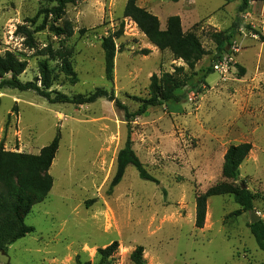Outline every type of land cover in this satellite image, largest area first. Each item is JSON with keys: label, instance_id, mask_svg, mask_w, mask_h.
<instances>
[{"label": "rangeland", "instance_id": "1", "mask_svg": "<svg viewBox=\"0 0 264 264\" xmlns=\"http://www.w3.org/2000/svg\"><path fill=\"white\" fill-rule=\"evenodd\" d=\"M126 2L67 5L55 24L70 27L67 37L49 31L52 17L41 29L43 10L55 4L0 0V53L26 61L22 82L38 78V65L46 61L56 76L52 91L69 97L97 88L113 91L135 112L139 100L148 97L153 75L182 68L188 78L178 92L184 96L180 103L150 107L130 123L123 110L103 98L82 106L50 104L33 91L0 89L5 151L38 155L60 134L48 170L52 188L25 219L34 231L0 252V264H98V251L114 242L118 247L108 264H133L130 255L137 247L145 264H264V252L248 228L251 212L264 223V0H250L244 12L238 0H137L157 17L161 30L169 17L178 16L182 31L196 35L205 55L193 69L150 44L123 17ZM20 26L31 33L34 48L18 33ZM214 33L226 39L225 51L217 50ZM107 36L114 37L116 48L111 81L105 78L101 48ZM229 52L235 64L217 73L213 62ZM128 132L135 155L157 182L143 181L127 167L110 189ZM241 143H249L251 151L237 181L225 180L224 154ZM222 182L244 185L254 197L253 210L232 216L239 208L232 196H213L207 199L203 227L196 228L195 196Z\"/></svg>", "mask_w": 264, "mask_h": 264}, {"label": "trees", "instance_id": "2", "mask_svg": "<svg viewBox=\"0 0 264 264\" xmlns=\"http://www.w3.org/2000/svg\"><path fill=\"white\" fill-rule=\"evenodd\" d=\"M55 4L52 8L43 10L44 22L41 29L46 26V19L52 17L49 24V31L55 35L72 34L69 26L59 27L55 25L64 15L67 5L75 4L77 0H44ZM177 2L179 0H172ZM240 1L239 12H244L250 0ZM137 0H127L123 17L130 19L138 30L146 37L150 44L160 51L168 49L176 59L182 60L189 69H193L195 64L205 55L198 38L193 32H183L178 16H171L166 21L165 30L160 29L159 21L143 8L136 5ZM36 17L32 20L35 22ZM18 33L25 35L28 48H34V39L25 26L18 27ZM218 51H225L222 34H212ZM114 37L107 36L101 41V48L104 54L105 78L112 80L114 58L116 48ZM26 61L19 59L11 52L0 53V89H13L20 92L33 91L44 98L50 104H71L82 106L92 104L99 99H106L114 102L115 106L124 111L125 121L132 122L136 117L142 116L150 107H158L163 104L180 103L184 96L179 95V91L185 87L188 80L182 68H176L173 73H163L161 76L153 75L150 78L148 87V97L139 100L140 106L135 112H129L127 108L119 102L113 91H106L101 88L95 89L87 95H77L73 97L51 90L56 76L49 68L46 61L38 65L39 77L34 81L22 82L19 77L25 71ZM75 80V74L66 70ZM241 74L244 71L239 68ZM212 73L209 68L206 76ZM39 82V86L37 85ZM15 110V109H14ZM60 141L59 131L51 142L43 147L38 155L9 152L3 149L0 143V252L5 253L8 246L19 239L31 234L34 228L25 224V219L31 212L33 206L42 203L52 188V178L48 170L58 151ZM249 143L231 145L226 150L223 157L221 174L225 180L236 182L239 176V168L251 151ZM127 167L136 170L138 177L147 182L155 183L157 180L150 175L140 162L132 149L129 132L127 133L123 147L116 156V169L110 182L109 188L117 186L122 180ZM241 185H231L227 182L217 183L208 188L205 192L195 196V227L202 228L206 216L207 199L213 196L231 195L238 205V210L232 216H239L253 210V195ZM250 234L259 250L264 252V223L259 220L248 225ZM117 243L100 249L98 264H108L107 260L117 250ZM133 264H145L142 247H137L130 255Z\"/></svg>", "mask_w": 264, "mask_h": 264}, {"label": "built area", "instance_id": "3", "mask_svg": "<svg viewBox=\"0 0 264 264\" xmlns=\"http://www.w3.org/2000/svg\"><path fill=\"white\" fill-rule=\"evenodd\" d=\"M232 53H237V48L231 49ZM229 52V54L224 56H219L215 62H213V69L220 74H225L229 71V69L235 64V60L233 55Z\"/></svg>", "mask_w": 264, "mask_h": 264}, {"label": "water", "instance_id": "4", "mask_svg": "<svg viewBox=\"0 0 264 264\" xmlns=\"http://www.w3.org/2000/svg\"><path fill=\"white\" fill-rule=\"evenodd\" d=\"M241 188H245V186L242 185ZM259 220H260L259 216L255 212H251V214H250V224H253V223H255V222L259 221Z\"/></svg>", "mask_w": 264, "mask_h": 264}]
</instances>
